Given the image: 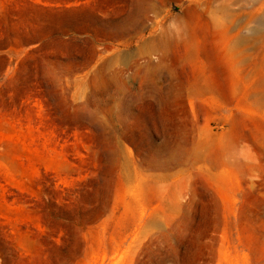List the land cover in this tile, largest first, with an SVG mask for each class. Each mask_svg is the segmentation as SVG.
Masks as SVG:
<instances>
[{"label": "rangeland", "instance_id": "374dc122", "mask_svg": "<svg viewBox=\"0 0 264 264\" xmlns=\"http://www.w3.org/2000/svg\"><path fill=\"white\" fill-rule=\"evenodd\" d=\"M263 63L264 0H0V264H264Z\"/></svg>", "mask_w": 264, "mask_h": 264}, {"label": "bare ground", "instance_id": "6f19581e", "mask_svg": "<svg viewBox=\"0 0 264 264\" xmlns=\"http://www.w3.org/2000/svg\"><path fill=\"white\" fill-rule=\"evenodd\" d=\"M251 17V16H250ZM250 19V18H249ZM238 29V27H237ZM257 29V28H256ZM254 28H250L248 29L249 33L248 35L245 36H240V37H236L233 41L231 42H227V44H225V55L232 60V62L234 61V50L237 48H242L244 49L245 47L248 46V40L251 36H253L257 30ZM237 32V31H236ZM252 38V37H251ZM264 66V63H263ZM264 69V68H263ZM263 69H261L262 71H264ZM261 84L264 85V78L260 80ZM209 87L208 86H203L200 85L196 80L194 82H192L191 86L189 87V93L190 94H200L202 91L207 90ZM219 89L224 90L225 88L221 87ZM229 92V91H228ZM223 93V95L225 96L226 93L225 92H221ZM264 98V89L263 91L259 92L258 94L254 95V105L257 108H263L264 107V102H262ZM214 108V107H213ZM254 109V108H253ZM258 112V111H257ZM243 139L242 140H246L247 136H241ZM254 148L257 149L258 151H262L264 153V141H260V142H256L254 140Z\"/></svg>", "mask_w": 264, "mask_h": 264}]
</instances>
